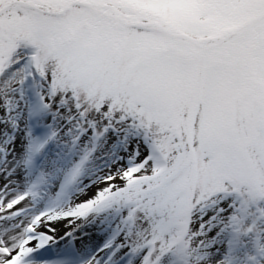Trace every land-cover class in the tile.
Wrapping results in <instances>:
<instances>
[{
    "label": "snow or ice",
    "instance_id": "obj_1",
    "mask_svg": "<svg viewBox=\"0 0 264 264\" xmlns=\"http://www.w3.org/2000/svg\"><path fill=\"white\" fill-rule=\"evenodd\" d=\"M0 264H264V0H0Z\"/></svg>",
    "mask_w": 264,
    "mask_h": 264
}]
</instances>
